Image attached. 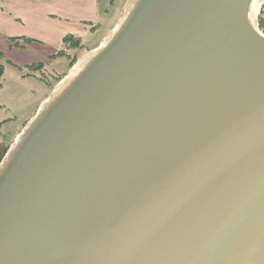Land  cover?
<instances>
[{
	"label": "water",
	"instance_id": "1",
	"mask_svg": "<svg viewBox=\"0 0 264 264\" xmlns=\"http://www.w3.org/2000/svg\"><path fill=\"white\" fill-rule=\"evenodd\" d=\"M264 0H126L0 159V264H264Z\"/></svg>",
	"mask_w": 264,
	"mask_h": 264
},
{
	"label": "crops",
	"instance_id": "2",
	"mask_svg": "<svg viewBox=\"0 0 264 264\" xmlns=\"http://www.w3.org/2000/svg\"><path fill=\"white\" fill-rule=\"evenodd\" d=\"M125 2L126 0H0L2 78L8 72L13 81L25 89L39 84L42 87V93L37 103L32 105V111L25 117L23 125L51 91L50 86L38 79L41 78L40 72L28 68L42 65L44 70L57 59L67 60L51 59L61 51L62 40L67 36L78 40L89 38L92 44L95 42L90 49L95 48L121 16ZM2 87L0 86V92ZM27 90L33 97L36 96L33 90ZM2 106L0 103V108ZM7 120L10 123L12 121ZM19 130L15 131L11 141L6 143L0 140V143L8 145Z\"/></svg>",
	"mask_w": 264,
	"mask_h": 264
},
{
	"label": "rangeland",
	"instance_id": "3",
	"mask_svg": "<svg viewBox=\"0 0 264 264\" xmlns=\"http://www.w3.org/2000/svg\"><path fill=\"white\" fill-rule=\"evenodd\" d=\"M259 20L264 22V3L262 4ZM80 41L81 45L84 47L73 50L72 52H68L70 56L74 57L76 60L84 55L87 51L91 50L90 48L95 45V42L92 44L89 38L82 39ZM68 69V60L57 59L55 62H53L52 66L41 71V74L45 75L47 81L50 83V90H52L55 84L60 81L61 77L66 74ZM0 85L3 86V90L0 92V103L3 105L0 108V140H4L7 143L12 140L15 131L22 127L25 117H27V115L32 111V105L37 103V99L42 93V87H40L41 85L39 84L37 86H29V88L25 89L22 85L19 86L17 83H15L12 79V76L8 75V72H6L4 78H1ZM27 89H30L31 91L33 90L35 93L34 95L36 96L33 97L31 94H29ZM34 100L35 102H33ZM7 119H11V123L10 120ZM7 123L10 124L7 125Z\"/></svg>",
	"mask_w": 264,
	"mask_h": 264
},
{
	"label": "trees",
	"instance_id": "4",
	"mask_svg": "<svg viewBox=\"0 0 264 264\" xmlns=\"http://www.w3.org/2000/svg\"><path fill=\"white\" fill-rule=\"evenodd\" d=\"M259 28L264 33V22L262 20H259ZM62 45H63V48L61 49V51H59L56 56L51 57V59L65 58V59L68 60L69 68H70L74 64L76 59L74 57H71L68 52H72L73 50L80 49L82 47L81 42L77 38H73L71 36H67V37H65L62 40ZM0 58H1V55H0ZM28 69L31 70V71L40 72L41 78H38V79L40 81L44 82L45 84H47L48 86H50V83H49V81H47L46 76L41 74V70L43 69L42 65L31 66ZM2 75H3V67L0 66V80L2 78ZM43 76H45V77H43ZM58 79H60V78H58ZM7 146L8 145L0 143V159L4 155V153H5L6 149H7Z\"/></svg>",
	"mask_w": 264,
	"mask_h": 264
}]
</instances>
